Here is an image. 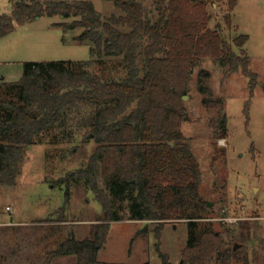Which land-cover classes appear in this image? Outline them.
Here are the masks:
<instances>
[{"label":"trees","instance_id":"trees-1","mask_svg":"<svg viewBox=\"0 0 264 264\" xmlns=\"http://www.w3.org/2000/svg\"><path fill=\"white\" fill-rule=\"evenodd\" d=\"M11 15L0 14V39L16 26L36 18H74L82 29L77 43L90 44V59L27 62L14 82L18 102L0 99V187H13L24 151L34 140L59 128L63 139L85 131L96 145L84 167L68 173L61 182L83 181L101 206L102 215L92 238L69 236L52 252L53 257L74 256L76 264H95L106 242L111 222L130 220L153 224L156 238L169 222H186V264H212L226 243L219 233H196V221L208 211L199 193L201 171L188 140L181 132L182 97L194 67L212 59L254 84L243 46L248 37L225 39L222 26L211 24L208 12L224 0H112L120 15L102 17L84 0H9ZM229 26L238 0H225ZM152 13V14H151ZM151 14V15H150ZM119 59L126 76L113 78L92 72L96 64ZM96 60V61H97ZM205 71L198 90L207 88ZM214 139L225 138L227 121L221 99L203 101ZM87 135L84 138H88ZM172 144V145H171ZM70 192L65 191L64 205ZM162 264L165 257L157 249ZM229 255H226V258ZM229 258V257H228ZM142 264H149L148 262Z\"/></svg>","mask_w":264,"mask_h":264},{"label":"rangeland","instance_id":"rangeland-1","mask_svg":"<svg viewBox=\"0 0 264 264\" xmlns=\"http://www.w3.org/2000/svg\"><path fill=\"white\" fill-rule=\"evenodd\" d=\"M90 2L102 17L120 15L112 0ZM149 12L153 0H145ZM12 3L0 0V14L11 15ZM208 12L211 24H220L232 50V41L248 37L243 50L250 79L240 70L231 72L212 59L194 67L188 81L181 132L188 140L201 171L199 193L209 203L196 233L205 230L222 235L229 258L222 252L212 264H264V0H238L231 23H224L226 1ZM152 14V13H151ZM150 14V15H151ZM74 18L41 17L16 26L0 39V99L18 102L14 88L27 62L89 60L90 44L77 43L82 29ZM73 25V27H69ZM92 72L113 78L126 76L119 59L103 63L96 57ZM97 60V61H96ZM207 92L198 90V77ZM221 99L227 121L225 138L214 139L203 101ZM0 108V116L3 114ZM87 130L74 131L63 139L59 128L36 138L24 151L16 184L0 187V264H76L74 256L53 257L57 246L69 236L92 238L102 215L101 206L83 181L61 182L68 173L85 166L96 145ZM87 135V139L84 136ZM70 196L64 205L65 191ZM105 244L98 249L95 264H186L183 250L188 239L186 222H169L155 234L147 222L123 220L108 224ZM237 244L236 250L233 246Z\"/></svg>","mask_w":264,"mask_h":264},{"label":"water","instance_id":"water-1","mask_svg":"<svg viewBox=\"0 0 264 264\" xmlns=\"http://www.w3.org/2000/svg\"><path fill=\"white\" fill-rule=\"evenodd\" d=\"M36 19H38V18H36ZM69 27L71 28V27H73V25H71V26H69ZM183 100H185V96L183 97ZM171 145H172V144H171ZM207 205L209 206V203H208ZM237 247H238V245L235 244V245L233 246V250H236Z\"/></svg>","mask_w":264,"mask_h":264}]
</instances>
